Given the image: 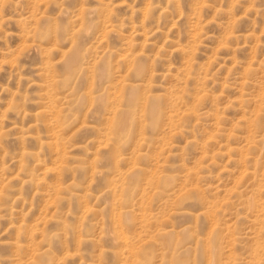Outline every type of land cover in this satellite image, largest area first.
Masks as SVG:
<instances>
[{"label":"rangeland","instance_id":"1","mask_svg":"<svg viewBox=\"0 0 264 264\" xmlns=\"http://www.w3.org/2000/svg\"><path fill=\"white\" fill-rule=\"evenodd\" d=\"M0 264H264V0H0Z\"/></svg>","mask_w":264,"mask_h":264}]
</instances>
